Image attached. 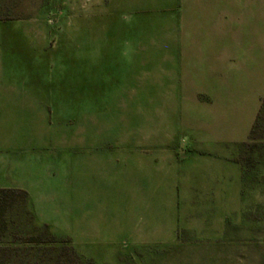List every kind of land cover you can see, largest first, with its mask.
Here are the masks:
<instances>
[{
  "label": "rangeland",
  "instance_id": "rangeland-1",
  "mask_svg": "<svg viewBox=\"0 0 264 264\" xmlns=\"http://www.w3.org/2000/svg\"><path fill=\"white\" fill-rule=\"evenodd\" d=\"M0 19L24 33L0 42V83L48 86L54 102L43 163L50 197L5 212L13 263L65 264L70 245L71 264H264V111L239 188H225L218 242L200 240L206 229L196 236L211 206L157 186L169 168L153 163L157 150L181 159L207 146L208 110L220 135L238 141L227 150L247 141L264 96V0H0ZM31 47L48 53L47 68L20 53ZM175 213L183 242L140 244L153 230L168 237ZM153 218L159 229L128 224Z\"/></svg>",
  "mask_w": 264,
  "mask_h": 264
},
{
  "label": "crops",
  "instance_id": "crops-1",
  "mask_svg": "<svg viewBox=\"0 0 264 264\" xmlns=\"http://www.w3.org/2000/svg\"><path fill=\"white\" fill-rule=\"evenodd\" d=\"M186 6V11L189 12V4H186ZM15 24H18V22L0 19V42L11 45L13 40H16V43L17 38L23 37L24 33L20 34L21 36L18 35L20 31L6 30L15 28L17 26ZM11 49H13V46L6 48L4 51L8 53L6 52L8 50L11 53ZM31 49L33 52H30L29 55L21 50L20 53L27 56L25 59H28L29 62L31 60L29 64L31 67L42 68L45 64L43 63L44 56L49 59L48 53H42L38 51V48L34 50L31 47ZM3 57L0 55V75L7 65L2 64V61H7ZM45 66L47 68L48 63ZM50 97L48 86L0 83V189L24 190L31 204L43 203L45 199L50 197V195H46L47 187L44 183L48 166L43 164L44 159L48 158L49 150L48 108L54 106V102H50ZM29 108L33 112L36 111L34 109L41 108L44 109V112L37 110L35 114H32L33 112L28 113L27 109ZM204 108L206 109V107ZM187 112L188 109L185 107L184 117L187 116ZM209 112L210 110L203 113H206L204 115L210 118L208 122L210 131H208V134L205 131L206 134L200 136L202 141L205 139L209 142L207 146L201 144L200 148L185 153L182 152L184 156L181 159H177L178 150L170 148L157 150V158L153 160V163L156 164L155 161H157L159 165H167L169 168L168 176L159 177L157 186L162 185L160 181H165L169 188L180 189L179 194L184 196L186 203H207L211 206L209 207V214L203 217V220L199 219L196 226L198 228L196 236L198 238L202 236L203 229H206L205 238L200 240H206V243H215L219 241L217 231L219 223L222 229L221 234H224L225 215L223 205L225 203V188L235 186L239 188L241 166L235 161L240 151L234 152L226 149V145L238 141L233 134L228 138L220 135L218 131L219 121L215 119L217 112ZM14 129H17L20 133L18 135L14 134ZM249 132L250 129L246 139ZM54 156L57 157L55 154ZM144 164H146V160L143 161ZM45 168L44 175L43 170ZM219 205L220 209L218 208ZM182 221V217L175 213L168 218V223L174 230L170 231L168 237H165L166 234L161 236L158 230H153L151 235H147L148 237L152 236V238L144 242L139 241L140 244H180L185 237L178 231ZM133 222L135 221L132 220L128 224L138 228H148L151 225L152 229H159L161 221L159 218H153L145 219V221L137 219L136 223ZM185 226L187 225L184 224ZM137 233V236H139L140 231Z\"/></svg>",
  "mask_w": 264,
  "mask_h": 264
},
{
  "label": "trees",
  "instance_id": "trees-1",
  "mask_svg": "<svg viewBox=\"0 0 264 264\" xmlns=\"http://www.w3.org/2000/svg\"><path fill=\"white\" fill-rule=\"evenodd\" d=\"M264 111V96L261 99V104L258 108L256 117L254 119V122L250 128L249 136L247 141L243 142L240 144V149H239V156L235 158V161L238 162L241 166V173L244 175V165H243V156L248 150H253L255 142L254 140V133L255 130H257V127L259 126V120L261 118V113ZM27 198V193L24 190H19V189H0V264H30V263H25L24 259L19 260V262H15L12 260L14 256H20L19 253L17 252V248H12L8 245L3 244L2 242V237H3V231L5 230L6 227V222H5V212L7 209L11 208L14 206V204L18 203L21 200H25ZM47 225H45L46 227ZM46 235V233H44ZM42 235H38L36 237H30L28 241L39 243L40 238ZM48 238H53L52 236L48 235ZM69 238H67L68 240ZM63 254L65 256H70V259L68 258L65 261V264H71L73 261V257H76V253L73 250V248L70 245H66L63 248ZM72 259V260H71ZM17 260V259H16Z\"/></svg>",
  "mask_w": 264,
  "mask_h": 264
}]
</instances>
